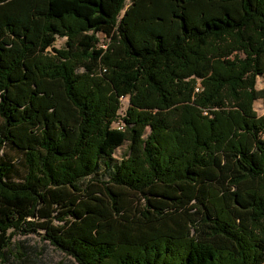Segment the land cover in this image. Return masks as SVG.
Listing matches in <instances>:
<instances>
[{
    "label": "trees",
    "instance_id": "1",
    "mask_svg": "<svg viewBox=\"0 0 264 264\" xmlns=\"http://www.w3.org/2000/svg\"><path fill=\"white\" fill-rule=\"evenodd\" d=\"M263 75L264 0H0V264H264Z\"/></svg>",
    "mask_w": 264,
    "mask_h": 264
},
{
    "label": "rangeland",
    "instance_id": "2",
    "mask_svg": "<svg viewBox=\"0 0 264 264\" xmlns=\"http://www.w3.org/2000/svg\"><path fill=\"white\" fill-rule=\"evenodd\" d=\"M126 4H129V1L126 2ZM101 42L105 41L106 43L108 40L104 39L103 36H100ZM65 39L63 38H57L54 47L55 48H62L64 47ZM104 48V46H102ZM257 90H264V75L260 76L256 80L255 85ZM201 90V86L199 82L196 85L195 92H199ZM119 105L120 108L118 110V115L121 116L124 114L125 109L128 105V98L127 97H120L119 98ZM254 109L257 113V115H262L264 113V100L258 99L254 102ZM120 123V122H119ZM118 122L113 124V127H116L119 124ZM121 127V126H120ZM149 130L147 129V132ZM127 143H124L122 146L117 148L114 152L113 157L117 160H121L124 158L127 154ZM0 155H3L4 159L9 161L13 160L16 163L17 173L15 176L17 178H21L23 176V168L20 164L21 159V153L17 150L8 147L7 145H4L0 149ZM23 235L22 233H15L13 234L11 238L12 244L14 243H23L24 245H30L31 247H34L32 258L34 259L31 264H76L75 261L70 258L69 256L65 255L61 251L55 249L53 246L48 244L47 241L43 240L42 238V232H37Z\"/></svg>",
    "mask_w": 264,
    "mask_h": 264
},
{
    "label": "built area",
    "instance_id": "3",
    "mask_svg": "<svg viewBox=\"0 0 264 264\" xmlns=\"http://www.w3.org/2000/svg\"><path fill=\"white\" fill-rule=\"evenodd\" d=\"M118 128H121L119 125L117 126Z\"/></svg>",
    "mask_w": 264,
    "mask_h": 264
}]
</instances>
